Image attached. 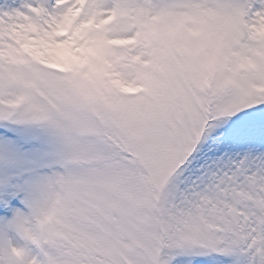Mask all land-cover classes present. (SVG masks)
<instances>
[{"label": "snow or ice", "instance_id": "1", "mask_svg": "<svg viewBox=\"0 0 264 264\" xmlns=\"http://www.w3.org/2000/svg\"><path fill=\"white\" fill-rule=\"evenodd\" d=\"M0 264H264V0H0Z\"/></svg>", "mask_w": 264, "mask_h": 264}]
</instances>
